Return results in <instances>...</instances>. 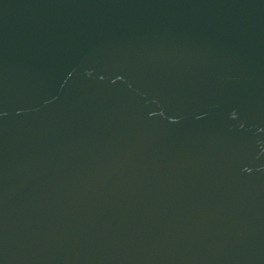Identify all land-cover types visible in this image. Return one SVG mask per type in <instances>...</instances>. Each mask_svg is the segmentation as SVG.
Instances as JSON below:
<instances>
[{"label":"water","instance_id":"obj_1","mask_svg":"<svg viewBox=\"0 0 264 264\" xmlns=\"http://www.w3.org/2000/svg\"><path fill=\"white\" fill-rule=\"evenodd\" d=\"M0 264H264V0H0Z\"/></svg>","mask_w":264,"mask_h":264}]
</instances>
